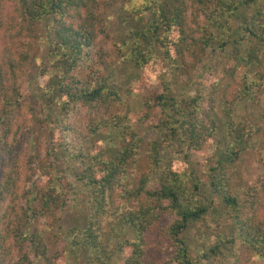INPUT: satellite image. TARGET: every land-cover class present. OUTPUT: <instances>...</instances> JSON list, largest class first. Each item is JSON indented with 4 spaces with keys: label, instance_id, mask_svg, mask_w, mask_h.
I'll return each instance as SVG.
<instances>
[{
    "label": "trees",
    "instance_id": "trees-1",
    "mask_svg": "<svg viewBox=\"0 0 264 264\" xmlns=\"http://www.w3.org/2000/svg\"><path fill=\"white\" fill-rule=\"evenodd\" d=\"M191 64L211 82L181 98L171 79ZM124 65L139 73L128 86ZM151 80L140 133L130 99ZM263 104L264 0H0V264H225L237 241L264 262L258 202L236 184ZM250 106L257 125L238 118ZM38 109L36 142L22 126ZM102 135L117 143H90ZM201 150L205 181L179 169ZM70 211L82 227L65 228ZM211 215L234 230L195 255L188 233Z\"/></svg>",
    "mask_w": 264,
    "mask_h": 264
},
{
    "label": "rangeland",
    "instance_id": "rangeland-1",
    "mask_svg": "<svg viewBox=\"0 0 264 264\" xmlns=\"http://www.w3.org/2000/svg\"><path fill=\"white\" fill-rule=\"evenodd\" d=\"M113 21L111 23L110 29V44L111 42L119 41V38L123 34V27L119 24V19L116 20L115 16H112ZM41 31V30H40ZM43 39L46 38L44 34H41ZM104 45V44H103ZM39 48L42 46L41 44L38 45ZM46 48L42 46V51L40 56H43L44 50ZM194 62V61H193ZM117 76L120 78L121 82L124 86H128L130 81L136 78L139 73L135 71L130 66L124 65L117 69ZM180 77H176L171 79L174 85L177 84L176 92L181 96V98H188V96H192L196 94L198 90L207 89L211 82V78L208 75L207 71L199 66L188 65L184 72ZM142 78L144 73L142 72L140 75ZM30 80H36L38 78L42 83L44 82L43 79L39 78V70L37 67L32 68L29 73ZM32 80V81H33ZM157 81L151 80L147 83L142 85V91L135 92V95L131 97V119L133 123L137 124V128L139 129L140 133H145L150 127L145 124H140L139 119L142 115V107L144 105L143 99L152 97L155 92H157ZM140 85V87H141ZM25 86L28 88L29 83L26 81ZM34 84H32V91L28 92V95L31 97L33 91L35 90ZM140 89V88H139ZM264 108V104L262 106ZM262 108L258 107H247L244 110L238 112V118L243 119L246 118L251 120L255 125L256 121L260 117L262 113ZM40 109L37 110L36 116L30 115V118L26 119V122L23 123L22 129L23 134L28 138L29 136H34V141L38 142L43 140L42 132L46 130V127L38 120L40 117ZM153 130L147 132L146 137L151 139H157V135ZM58 136V135H57ZM160 137V136H159ZM25 138V141H26ZM116 135L113 136L114 144L117 143ZM256 141L252 143V147L242 156L241 164L239 166V170L236 174V184L240 188V192L243 193V200L245 201L246 198L248 200L253 201V198L258 202L257 212L254 210L251 213H255V220L256 221H264V135L261 134L256 137ZM113 141L107 137V135H102L100 138H94L90 141L93 145H97L100 147L111 148ZM42 142V141H41ZM90 143L88 144L90 146ZM25 147V145H24ZM167 150L164 152L165 156H168L169 159H175L176 153L173 148H166ZM188 154L187 161H184L182 165L179 167L182 171H187L188 173H192L195 178L205 181V173L207 171V157L208 153L201 151H193V152H186ZM60 168V164L58 166ZM250 191V192H249ZM248 193H250V197H248ZM242 201V199H241ZM248 206V205H247ZM218 207V206H217ZM221 206H219V210H221ZM222 213L221 211H219ZM58 216L64 218V226L65 228H70L73 226H83V213L78 211H70L69 214L59 213ZM212 219L208 224L209 226H201V227H194L189 231V240L193 244L195 249V255L203 249V246H210L212 244H216L218 242V235L219 233L223 234L224 236L229 237L232 235V231L234 230V223L230 220L224 219L220 224L217 222L216 216L211 215ZM246 246L241 242L237 241L235 246V254L230 255L226 258L225 264H264V262L254 256L251 253L247 252Z\"/></svg>",
    "mask_w": 264,
    "mask_h": 264
}]
</instances>
